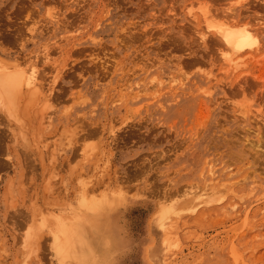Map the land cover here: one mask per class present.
Listing matches in <instances>:
<instances>
[{"label": "rangeland", "instance_id": "374dc122", "mask_svg": "<svg viewBox=\"0 0 264 264\" xmlns=\"http://www.w3.org/2000/svg\"><path fill=\"white\" fill-rule=\"evenodd\" d=\"M0 67V264H264V0H0Z\"/></svg>", "mask_w": 264, "mask_h": 264}, {"label": "bare ground", "instance_id": "6f19581e", "mask_svg": "<svg viewBox=\"0 0 264 264\" xmlns=\"http://www.w3.org/2000/svg\"><path fill=\"white\" fill-rule=\"evenodd\" d=\"M207 16L205 15V17L204 16L203 17H204V21L207 22V20H208V23H207V25H208L211 20H209V15H207ZM211 23H212V21H211ZM211 23L209 24V28H211V27L212 28H216V26H214V25L212 26ZM227 23H228V20H227ZM217 26H219V25H217ZM247 27L248 26H246V24L245 25H239V24H236V23H235V25H232V24L231 25H228V24L223 25L222 24V26L219 29H217V31H216L217 33L220 34L219 36H221V38L223 40L222 42H224V46H225V49H226L225 52L226 53H224L225 56L224 55L223 56L225 58H223V59H225L227 61L226 62L224 60L226 62V65L229 66V67L232 66V64H233V67H235L234 64H237V63H235L237 60L235 59L236 60L235 61L233 59V58H235L234 56L236 54L241 53V52H244V51H246L248 49H252L257 44V40H256V38L253 35L254 33L252 34L251 31ZM221 52H223V51H221ZM36 63H35V65H36ZM38 68H40V67H38ZM235 69H238V68L236 67ZM1 72L4 75V72L5 71L4 72L3 71H0V73ZM27 74L28 73H26V75L24 74L23 77H22V75L21 76H18V77L13 76V75H8V76H6L5 79H3L4 82H3L2 78H4L5 76L2 77L0 79L2 81H0V82L2 84L4 83V85L2 86L1 83H0V85L2 86V89L5 88V89H3V91L5 92L6 91V88H7V90H9V92L8 91L7 92L10 95V93H13L12 90H17V91H15L13 93V94H15V93L19 92L20 87L22 89V87L25 85L26 88L29 89L31 92L33 90L35 93L37 92L36 94H38L39 93V90L44 89V88H42L43 81L44 80L39 75H37L38 73L36 74L35 72H32V73L30 72V74H28V75ZM34 92H32V93H34ZM35 96H37V95H35Z\"/></svg>", "mask_w": 264, "mask_h": 264}]
</instances>
